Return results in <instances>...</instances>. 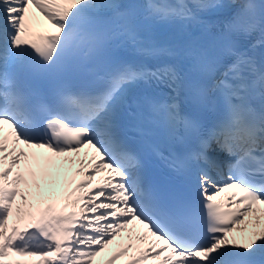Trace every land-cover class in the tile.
<instances>
[{"label":"snow or ice","instance_id":"obj_1","mask_svg":"<svg viewBox=\"0 0 264 264\" xmlns=\"http://www.w3.org/2000/svg\"><path fill=\"white\" fill-rule=\"evenodd\" d=\"M113 245L106 264H264V0H0V264Z\"/></svg>","mask_w":264,"mask_h":264},{"label":"bare ground","instance_id":"obj_2","mask_svg":"<svg viewBox=\"0 0 264 264\" xmlns=\"http://www.w3.org/2000/svg\"><path fill=\"white\" fill-rule=\"evenodd\" d=\"M238 2H239V0H238ZM32 11L35 12V9H32ZM36 17H37V20H38V22H39L38 24H40L41 26H44V27H46V28L49 27L48 24H47V21H45V20L43 19V17L40 16L39 13H36ZM28 151H29V152H36V153L38 154V152L35 151L34 149H33V150H32V149H28ZM39 152H40L39 154H43L44 156H46L45 153H43V150H39ZM67 167H70V168H71L72 165H67ZM86 173H87V172H86ZM102 175H104V174H103V173H102V174H98V175L96 176V179H102V178H104V176H102ZM101 176H102V177H101ZM51 177H53L52 174H51ZM83 178H84V177H83ZM57 179H59V180H65V179L62 177L61 172L58 173ZM75 180H76L77 182H79V180H78L76 177H75ZM72 187H75V184H73ZM51 190H53V189L49 188L48 186H45V187H44V191H45V193H47L48 191H51ZM54 190L57 191V192H59L61 195L67 196V194L71 191V188H62L60 184H57V185L55 186V189H54ZM126 242H127L126 239H125L124 241H121L120 239H118V243H126ZM118 250H119V249H118L115 245H113V246L110 247V250H109V251H107V252H105V253H102L101 256H99V257H100L101 259L106 258V257L109 255L110 252H115V251H118ZM97 258H98V257H97ZM122 261H125V260H121L119 263H121ZM95 264H100V262L95 261ZM146 264H156V262L150 260V261H147Z\"/></svg>","mask_w":264,"mask_h":264}]
</instances>
